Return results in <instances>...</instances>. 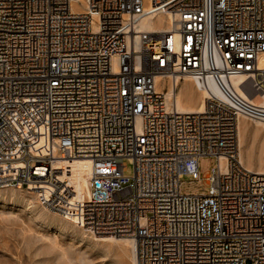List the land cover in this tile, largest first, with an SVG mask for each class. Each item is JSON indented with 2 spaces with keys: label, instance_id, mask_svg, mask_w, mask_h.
<instances>
[{
  "label": "built area",
  "instance_id": "obj_1",
  "mask_svg": "<svg viewBox=\"0 0 264 264\" xmlns=\"http://www.w3.org/2000/svg\"><path fill=\"white\" fill-rule=\"evenodd\" d=\"M158 15L167 30L139 29ZM263 53L264 0H0V189L131 239L136 264H264V173L237 142L240 118L264 119ZM184 75L222 96L167 106L155 78ZM202 156L216 159L207 190L182 192ZM81 159L90 193L76 200Z\"/></svg>",
  "mask_w": 264,
  "mask_h": 264
},
{
  "label": "rangeland",
  "instance_id": "obj_2",
  "mask_svg": "<svg viewBox=\"0 0 264 264\" xmlns=\"http://www.w3.org/2000/svg\"><path fill=\"white\" fill-rule=\"evenodd\" d=\"M243 122L249 128L254 127L250 120L244 119ZM240 133L243 153L247 147H251L254 156L260 154L264 159V152H260L264 130H260L256 139L249 133ZM254 164L255 168L257 163ZM214 167L215 157H200V180L184 175L181 178V191L198 193L207 190L203 180ZM81 174L87 177L85 171ZM124 174L132 175L130 163L126 164ZM83 187L88 190L85 182ZM30 199L34 200L26 190L0 189V264H132L129 248L123 247V250L109 245L107 241H99L98 236L79 229L49 208L46 210L39 200L28 204L27 200Z\"/></svg>",
  "mask_w": 264,
  "mask_h": 264
},
{
  "label": "bare ground",
  "instance_id": "obj_3",
  "mask_svg": "<svg viewBox=\"0 0 264 264\" xmlns=\"http://www.w3.org/2000/svg\"><path fill=\"white\" fill-rule=\"evenodd\" d=\"M73 10L82 11V8L75 7L73 3ZM168 27H169V20L162 15H158L155 18H152L151 16H145L139 22V29L141 30H154V29L167 30ZM260 60H261V64L264 65V53L261 54ZM242 80H243V76H236L231 78V84L233 88L239 93H241V90L239 89L238 84ZM205 85L207 87V90L202 86V82L200 80L186 75L176 76L174 81L171 79H168L167 81L166 77L164 76H157L155 78V89L163 93L165 97L166 105L167 106L174 105L175 108L180 112H198L202 110L204 105V98H206L211 93H213L216 96H220V97L222 96L221 92L219 91V89L216 87V85L209 76H207L205 80ZM208 90L211 92H209ZM253 102H259L258 98L257 97L254 98ZM244 119L247 118L242 117L238 121L239 134L237 135V137H239L238 142L240 146V151L238 153L239 161L242 164V166H244L249 171L264 173L263 157L260 154L254 156L251 147H247L243 153L240 142L241 139L240 131H242V133H249L251 134V136H253V138L256 139L258 137L260 130H264V119H247L254 124L253 128H249L245 124V122H243ZM261 146L262 148L260 152L262 153L264 152V138H262L261 140ZM254 159H256V161H254ZM253 162L257 163V164L255 163L256 164L255 168L253 167L254 164ZM252 168L257 171H254ZM83 171L86 172L87 177L82 176L81 173ZM88 178H89V165L86 160L81 159L71 163V173L68 176V179L71 185L75 189L76 193L74 197L76 200H83L89 197L90 190H89ZM83 182L86 183L88 190L84 189ZM29 193L34 200L31 199L27 200L28 204H32L34 203L33 201L39 200L36 193L34 192H29ZM41 205L46 210H49L42 203ZM55 214L60 215L57 212H55ZM95 236H98L97 240L103 242L107 241L109 245H114L117 246L118 248H123V247L129 248L131 262L132 264H136L135 247H134V242L131 239L118 238L108 235L105 236L101 234L99 235L96 234Z\"/></svg>",
  "mask_w": 264,
  "mask_h": 264
}]
</instances>
